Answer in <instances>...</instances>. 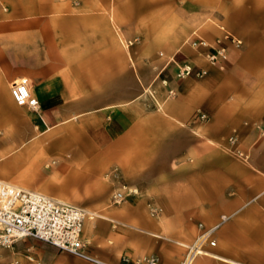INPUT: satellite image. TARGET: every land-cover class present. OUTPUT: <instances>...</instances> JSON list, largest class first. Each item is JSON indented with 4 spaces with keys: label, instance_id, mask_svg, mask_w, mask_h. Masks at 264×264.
Instances as JSON below:
<instances>
[{
    "label": "crops",
    "instance_id": "crops-1",
    "mask_svg": "<svg viewBox=\"0 0 264 264\" xmlns=\"http://www.w3.org/2000/svg\"><path fill=\"white\" fill-rule=\"evenodd\" d=\"M49 157L59 194L33 183ZM111 166L134 192L117 206ZM0 183L93 212L81 240L106 264H179L222 218L193 264H264V0H0ZM0 264L90 263L26 238Z\"/></svg>",
    "mask_w": 264,
    "mask_h": 264
},
{
    "label": "built area",
    "instance_id": "built-area-1",
    "mask_svg": "<svg viewBox=\"0 0 264 264\" xmlns=\"http://www.w3.org/2000/svg\"><path fill=\"white\" fill-rule=\"evenodd\" d=\"M236 47L240 42L225 36ZM210 46L205 40L195 38L188 45L193 49H213L204 55L210 65L220 64L227 59L225 49ZM206 73L202 70L194 73L189 65H183L177 73L178 79L191 76L202 78ZM10 95L14 104L18 107H27L36 111L38 103L30 94L24 81L14 83L10 88ZM204 119L203 116H201ZM124 200V193L117 192L112 195L114 204ZM89 218V213L83 209L66 203H60L43 194L26 191L14 186L0 183V246L9 247L17 240L33 238L49 244L60 252H65L84 260L90 264H106L86 253V248L81 240L83 224ZM226 221L221 219L217 225L205 228L198 224L199 235L192 246L187 248V253L181 264H192L197 255L203 254L204 245L214 246L212 236L214 232ZM122 264H128L129 260L121 258ZM135 264H158L155 257L143 258Z\"/></svg>",
    "mask_w": 264,
    "mask_h": 264
},
{
    "label": "rangeland",
    "instance_id": "rangeland-1",
    "mask_svg": "<svg viewBox=\"0 0 264 264\" xmlns=\"http://www.w3.org/2000/svg\"><path fill=\"white\" fill-rule=\"evenodd\" d=\"M210 16L213 15V14H209ZM243 15H247V16H250V17H256V13H253V12H250V13H246V14H243ZM241 43L238 47H236L234 45V47L236 49H240L241 48ZM189 78V77H188ZM171 94L169 93L167 95V97H170ZM202 119V118H201ZM206 120V118H205ZM207 121V120H206ZM206 123V122H205ZM237 156H239V154H236ZM67 159V158H66ZM58 158H55V157H49L48 159L45 160V162L43 163L42 165V168H41V172H39V178L33 180V183L37 186H41V187H45V188H48L51 190V192L53 191V193H60V188H54L50 183L53 182L55 183L57 186H60L62 184V181H60L61 179L56 177V173H55V168L56 166L58 165ZM11 175L13 177H18L20 174L19 173H15V171L11 172ZM60 177V176H59ZM104 184H106L108 186V189L106 191L105 189V186H104V190L106 191V193L108 192L110 194V204L113 205V206H117L121 203L124 202L126 196L128 194H134L133 190H130L128 188H126L125 184H124V181H123V177H122V174L119 170V168H117L116 166H111L109 168V170L104 174ZM24 180H28L27 178H24ZM49 186V187H48ZM116 187H119L124 193V200L119 203V204H114L113 201H112V195L119 192L116 189ZM107 188V187H106ZM74 190V189H73ZM73 190L71 189H65V195L66 197H68V195L70 194V192H73ZM99 192V189L97 190H93V192ZM104 193V196H106L107 194ZM52 197V196H51ZM54 198V197H53ZM74 198V197H73ZM73 200H78L76 198H74ZM57 201V200H56ZM89 213V218H94L95 217V214L93 212H88ZM87 220V219H86ZM1 248H7L9 249V247H2L0 246ZM187 249V248H186ZM198 256V255H197ZM196 256V257H197ZM184 259V258H183ZM183 259L180 261L179 264H181V262L183 261ZM196 259V258H195ZM194 259V261H195ZM193 261V263H194ZM159 262V261H158ZM192 263V264H193ZM159 264V263H158Z\"/></svg>",
    "mask_w": 264,
    "mask_h": 264
}]
</instances>
